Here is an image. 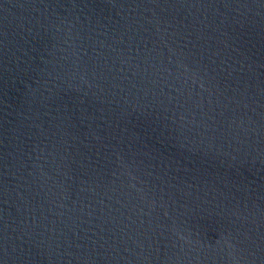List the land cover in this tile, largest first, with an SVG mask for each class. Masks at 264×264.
Segmentation results:
<instances>
[{
    "label": "water",
    "instance_id": "1",
    "mask_svg": "<svg viewBox=\"0 0 264 264\" xmlns=\"http://www.w3.org/2000/svg\"><path fill=\"white\" fill-rule=\"evenodd\" d=\"M0 264H264V0H0Z\"/></svg>",
    "mask_w": 264,
    "mask_h": 264
}]
</instances>
